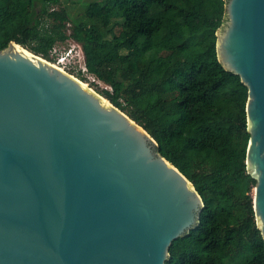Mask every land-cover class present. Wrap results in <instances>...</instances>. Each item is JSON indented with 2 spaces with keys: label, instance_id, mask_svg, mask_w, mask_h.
I'll list each match as a JSON object with an SVG mask.
<instances>
[{
  "label": "water",
  "instance_id": "95a60500",
  "mask_svg": "<svg viewBox=\"0 0 264 264\" xmlns=\"http://www.w3.org/2000/svg\"><path fill=\"white\" fill-rule=\"evenodd\" d=\"M225 10L217 54L248 87L246 163L264 238V0ZM20 45L0 50V264H166L199 223L194 184L122 109Z\"/></svg>",
  "mask_w": 264,
  "mask_h": 264
},
{
  "label": "trees",
  "instance_id": "16d2710c",
  "mask_svg": "<svg viewBox=\"0 0 264 264\" xmlns=\"http://www.w3.org/2000/svg\"><path fill=\"white\" fill-rule=\"evenodd\" d=\"M59 2L0 0V50L14 40L52 61L54 44L80 43L89 72L110 87L97 91L194 184L199 223L172 241L166 264H264L246 163L248 87L216 48L225 0H92L75 17Z\"/></svg>",
  "mask_w": 264,
  "mask_h": 264
},
{
  "label": "rangeland",
  "instance_id": "374dc122",
  "mask_svg": "<svg viewBox=\"0 0 264 264\" xmlns=\"http://www.w3.org/2000/svg\"><path fill=\"white\" fill-rule=\"evenodd\" d=\"M91 1L92 0H75V1H73V0H60V2L58 4H55L54 6L55 7H60V6H63V5L66 6V8L69 11V14L72 17H75L78 14H81L82 12H84V10L86 9V7L88 6V4ZM93 7L96 8L95 4H93ZM75 42L76 41H74L73 39H68V40H66L64 42H61V44L64 45V48L68 49L69 47L72 46L73 48H76V50H79V46ZM76 66L77 67L75 69H72L71 71H73L75 73V75L79 79H81V77H82L83 79H81V80L86 82L95 91H97V89H100V88H105V87L110 88L104 82L99 80L95 75H93L91 73L78 72V67H80V62L79 61L77 62ZM81 75H83V76H81Z\"/></svg>",
  "mask_w": 264,
  "mask_h": 264
},
{
  "label": "built area",
  "instance_id": "2783aa9c",
  "mask_svg": "<svg viewBox=\"0 0 264 264\" xmlns=\"http://www.w3.org/2000/svg\"><path fill=\"white\" fill-rule=\"evenodd\" d=\"M75 43L78 44L79 50H76V48H73L72 46L68 49L64 48V45H62L61 42L54 44L50 50V56L53 59L51 62L60 66L63 70L67 69L66 71L75 75L71 70L77 67L76 65L79 61L80 67H78V72L90 73L86 65L84 50L80 43Z\"/></svg>",
  "mask_w": 264,
  "mask_h": 264
},
{
  "label": "bare ground",
  "instance_id": "6f19581e",
  "mask_svg": "<svg viewBox=\"0 0 264 264\" xmlns=\"http://www.w3.org/2000/svg\"><path fill=\"white\" fill-rule=\"evenodd\" d=\"M21 46V45H20ZM56 65V64H55ZM57 67H59L60 68V66H58V65H56ZM83 81V80H82ZM83 84L86 86V87H89V85L86 83V82H84L83 81ZM105 100H107L106 98H104Z\"/></svg>",
  "mask_w": 264,
  "mask_h": 264
}]
</instances>
